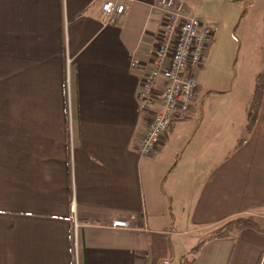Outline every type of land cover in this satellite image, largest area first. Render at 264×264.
Segmentation results:
<instances>
[{
	"label": "crops",
	"instance_id": "0c3cea01",
	"mask_svg": "<svg viewBox=\"0 0 264 264\" xmlns=\"http://www.w3.org/2000/svg\"><path fill=\"white\" fill-rule=\"evenodd\" d=\"M105 1L0 0V264H259L264 231L207 235L264 216V88L238 143L264 74V13L257 63L236 108L244 135L217 158L219 133L206 100L200 111L199 85L192 113L142 155L138 144L160 103L158 90L144 101L139 93L163 12L157 0H113L125 11L104 25ZM197 3L189 0V12Z\"/></svg>",
	"mask_w": 264,
	"mask_h": 264
},
{
	"label": "built area",
	"instance_id": "2783aa9c",
	"mask_svg": "<svg viewBox=\"0 0 264 264\" xmlns=\"http://www.w3.org/2000/svg\"><path fill=\"white\" fill-rule=\"evenodd\" d=\"M189 0H157L162 10V24L154 53V68L149 71L139 93L141 101L158 90L160 108L156 110L138 144L142 155L152 153L165 139L170 125L190 115L197 105L198 81L195 71L201 66L216 28L204 24L188 10ZM125 11V5L107 0L101 5L100 20L114 24ZM139 63L134 60L133 64ZM264 224V216L259 218ZM123 222L114 220L112 226ZM259 264H264V251Z\"/></svg>",
	"mask_w": 264,
	"mask_h": 264
},
{
	"label": "rangeland",
	"instance_id": "374dc122",
	"mask_svg": "<svg viewBox=\"0 0 264 264\" xmlns=\"http://www.w3.org/2000/svg\"><path fill=\"white\" fill-rule=\"evenodd\" d=\"M248 4L244 5V0H198L192 13L204 24L216 28L215 42L210 46L209 55L204 60V71L195 73V76L201 88L200 111L206 100L208 109L206 107L205 112L209 111L206 116L215 120L213 128L219 133L216 135L217 158L228 152V144L244 135L243 117L236 108L240 107L241 110L244 105L246 75L256 66L254 52L261 49L256 32L257 22L264 13V0H255L252 8H248ZM240 5L241 10L237 11V6ZM244 7H247L246 13L240 18ZM216 108H221L219 115ZM206 123L207 120L205 125ZM176 141H181V138ZM171 154L172 151L168 149L165 158ZM181 154L179 150L174 161ZM178 245H181L180 241Z\"/></svg>",
	"mask_w": 264,
	"mask_h": 264
},
{
	"label": "trees",
	"instance_id": "16d2710c",
	"mask_svg": "<svg viewBox=\"0 0 264 264\" xmlns=\"http://www.w3.org/2000/svg\"><path fill=\"white\" fill-rule=\"evenodd\" d=\"M246 10H247V7H244V9L240 15V18L244 16V14L246 13ZM263 88H264V74L259 73L256 77V83H255L253 96H252L251 102H250L248 109H247L246 134L243 138H241L238 141V143L242 142V140H244L246 138V136L251 132V130L255 124V121H256L257 116H258V111H259V108H260V105L262 102ZM171 126H172V124L170 125V127ZM174 166H175V163L171 166L169 171H171ZM246 227L264 231V225L262 224V222L259 218L243 217V218H237V219H234L232 221H229L225 225H223L222 227H220L216 230H213L212 232H210L207 235V238L225 237V236L232 234L236 230H240V229H243ZM207 238L201 239L197 243V245L191 249V253L193 255H196L199 252L202 244L204 243V241Z\"/></svg>",
	"mask_w": 264,
	"mask_h": 264
}]
</instances>
